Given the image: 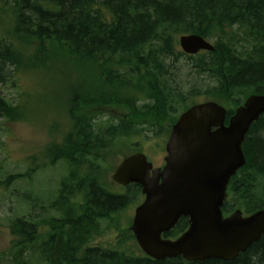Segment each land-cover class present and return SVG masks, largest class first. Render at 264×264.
I'll list each match as a JSON object with an SVG mask.
<instances>
[{
	"label": "trees",
	"instance_id": "obj_1",
	"mask_svg": "<svg viewBox=\"0 0 264 264\" xmlns=\"http://www.w3.org/2000/svg\"><path fill=\"white\" fill-rule=\"evenodd\" d=\"M187 35L202 37L213 51L184 54L176 41ZM47 70L95 74V81L89 92L70 89L61 99L68 122L61 142L46 146L43 157L30 156L24 174L0 182L7 188L35 174L48 167L45 159L66 167L47 206L58 217L38 221L29 211L12 218L0 264H264V236L231 261H155L122 244L88 246L100 222L116 224L143 200L138 185L117 191L102 179L111 144L146 132L167 135L178 116L200 102L222 105L227 124L246 98L264 95V0H0L2 121L21 113L4 89H18L23 72ZM242 152L245 165L229 181L224 217L264 208V114L251 125ZM186 229L181 218L163 238L176 239Z\"/></svg>",
	"mask_w": 264,
	"mask_h": 264
},
{
	"label": "water",
	"instance_id": "obj_2",
	"mask_svg": "<svg viewBox=\"0 0 264 264\" xmlns=\"http://www.w3.org/2000/svg\"><path fill=\"white\" fill-rule=\"evenodd\" d=\"M178 45L187 55L213 51L197 35L179 37ZM262 114L264 95L246 98L227 124L222 105H193L171 126L161 167H153L140 152L119 163L112 182L141 188L143 200L129 230L144 255L155 261H231L264 236V208L247 216L240 210L222 214L229 181L245 165V136ZM181 218L187 229L176 239L163 238Z\"/></svg>",
	"mask_w": 264,
	"mask_h": 264
},
{
	"label": "rangeland",
	"instance_id": "obj_3",
	"mask_svg": "<svg viewBox=\"0 0 264 264\" xmlns=\"http://www.w3.org/2000/svg\"><path fill=\"white\" fill-rule=\"evenodd\" d=\"M176 43L178 45V39ZM42 73L43 71L23 72L18 78V89L5 88L3 91L5 99L14 104L13 106H21V113L18 119H15V115L11 121L0 119V182L9 175L24 174L28 164H31V160H28L30 156L40 154L43 157L46 146L61 142L62 132L68 128L62 100L67 98L70 89L89 92L95 81V74L87 76L85 73V76H81V72L76 74L72 70L62 74L56 70ZM182 75L185 78L187 73L182 72ZM164 128L166 129L167 125H164ZM168 135L169 133H164L162 137H154L152 133L146 132L138 138L111 144L103 155L108 162L102 177L107 187L122 191L121 186L112 182L111 176L124 158L138 153L136 150H139L153 167H161L166 155L164 147ZM40 155L37 158L41 159ZM45 160L48 167L37 170L35 174L31 167L33 173H29V176L14 181L7 188H0V252L9 243L8 224L12 218L26 215L29 211L33 216H38V221L58 217V214L47 206L55 197L59 180L66 174V167L63 162L53 166L48 159ZM136 207L133 206L120 215L112 226L108 221L100 222V228L92 235L88 246L113 248L122 244V247L138 255L140 249L129 234ZM39 232L42 236L47 232L45 224L41 223Z\"/></svg>",
	"mask_w": 264,
	"mask_h": 264
},
{
	"label": "bare ground",
	"instance_id": "obj_4",
	"mask_svg": "<svg viewBox=\"0 0 264 264\" xmlns=\"http://www.w3.org/2000/svg\"><path fill=\"white\" fill-rule=\"evenodd\" d=\"M182 52V51H181ZM185 54V53H184Z\"/></svg>",
	"mask_w": 264,
	"mask_h": 264
}]
</instances>
